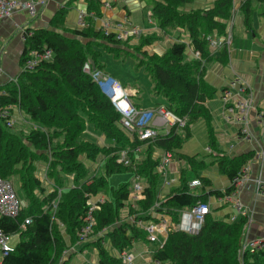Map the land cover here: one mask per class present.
<instances>
[{
    "label": "trees",
    "instance_id": "obj_1",
    "mask_svg": "<svg viewBox=\"0 0 264 264\" xmlns=\"http://www.w3.org/2000/svg\"><path fill=\"white\" fill-rule=\"evenodd\" d=\"M191 1L152 0L150 10L163 33L181 29L188 34V43L176 40L163 53H148L141 48L160 39L162 35L139 34L135 49L139 50V64L145 66L151 78L154 96L165 97L166 106L183 117L185 124L178 128L183 135L173 127L168 134L156 135L145 143L141 150L142 156L131 152L134 167L117 163V152L129 146L135 148L142 141L136 137L131 141L120 127V114L101 93L92 77L83 70V64L89 60L93 69H102L100 50L96 46L112 50L110 45H106L112 42L119 51L115 54L119 55L124 43L135 34L119 40L113 33L104 34L96 29L90 13L93 11L94 15H99V0H89L87 25L79 29L64 26V7L54 13L50 28L26 29L31 30V33L24 40L21 61L29 56L31 50L42 51L45 48L51 51L52 58L39 61L33 69L21 70L16 82H7L0 87L6 92L0 95V103L17 106L35 124L26 133H17L14 128L0 123V176L8 179L10 175H20L19 187L25 202L17 217L0 215V229L5 233H15L26 216L31 218L26 229L20 232L14 250L3 257L2 264H55L66 248L59 223L62 222L69 229L73 241L76 231L82 226L88 198L101 194L105 188L109 190V196L105 197L94 213V232L103 229V235H107L112 246L119 251L127 248L134 239H147L144 229L129 222L117 223L121 208L132 192L129 181L108 188L106 177L115 172L131 171L133 176L139 175L145 179L140 198L134 201L133 206L129 204L128 209L131 213H147L137 216L139 219H155L148 212L158 199L159 190L157 159L152 157L154 149L170 151L173 156L176 154L184 159L190 169L205 166L195 155L177 151L184 138L190 136V126L194 122L203 119L209 123L210 113L206 101L215 93V89L204 79L205 65L196 58L188 59L186 48L190 45L193 50L200 52L204 61L210 60L212 51L206 37L226 34L227 22L236 0H215L208 9L186 10L185 5ZM238 1L248 23L251 0ZM101 39L107 41L101 42ZM217 50L224 60L227 47L221 46ZM86 119L94 130L110 138L113 143L100 145L83 139L81 135L86 128ZM79 156H84L90 162H95L101 156L105 175H100L90 184H86L87 181L84 183L88 170ZM42 159L48 164L47 177L53 179L55 186L50 187L48 195L39 201L34 191H44V188L34 175L32 166L34 161ZM217 160L219 170L230 181L245 163L243 156L231 159L222 156ZM186 169L182 170L179 186L171 189L157 207L159 214L170 216L174 223L179 221L181 210L190 208L198 200L207 201L210 193H220L217 190L191 191ZM69 174L73 176L72 185L62 189L61 198L55 205L53 199L58 187L64 186ZM201 178L204 183L208 181L205 177ZM232 189L233 185H229L225 192ZM245 224L243 217L230 221L229 215L217 218L210 212L197 233L169 230L163 244H157L153 259L159 264H264L263 250H239ZM103 238L92 241L98 249V264H120L119 258L110 256L105 250Z\"/></svg>",
    "mask_w": 264,
    "mask_h": 264
},
{
    "label": "crops",
    "instance_id": "obj_2",
    "mask_svg": "<svg viewBox=\"0 0 264 264\" xmlns=\"http://www.w3.org/2000/svg\"><path fill=\"white\" fill-rule=\"evenodd\" d=\"M214 1L192 0L185 5V9H208L212 7ZM88 2L89 0H47L46 4L38 9L34 17H30L25 12L18 11L0 19V87L9 82L10 77L17 76L21 71V58L25 48L24 40L20 36L21 30L42 27L50 28L52 16L59 8L63 7L66 10L64 26L68 29H79L78 16L80 12L87 13ZM151 4L152 0H99L97 4L99 15H94L92 11L90 16L93 19L95 27L98 28L104 19H108L114 30L118 27L117 23H119L121 28L135 26L140 31H143H139L136 36L130 37L128 42L124 43L123 49H126L125 46H132L135 49L140 39L139 34L144 36L149 34L162 35L160 39L151 44L144 45L141 48L148 53H163L177 39L188 43L189 38L185 31L180 33L176 31L177 35L172 37L170 34L171 31L163 33L158 28L157 23L151 16ZM250 4L251 12L248 23L245 21V15L240 8V3L239 8L237 6L230 27L232 32L233 22L235 21L237 23V36L232 32L231 43L224 60L220 58L217 49H212L210 60L205 61L204 79L215 89V93L210 99L216 98L217 102L218 100L220 101V105L213 104V106H210V99L206 101V106L210 113L209 123L204 120L209 142L206 150L213 157L210 160H206L204 156L198 159L197 154H195L197 160L203 161L205 165L209 166L196 170L191 169L190 171H194L196 174L191 179L187 178L188 170L185 171L188 182L195 178L202 181L201 177H205L208 180L206 183L202 181L201 185L190 188L191 191H195L194 189L198 190L195 192H203V190L204 192H208L209 190L220 191L218 194H208L207 200L210 204L212 215L217 218L230 215L235 212V209L231 201L221 200L225 194V188L230 184V180L226 174L219 170L218 164L216 162L213 163V161H216L217 158L222 156L227 159L243 156L245 157V163L241 169L243 167L245 168L247 176L252 178L260 175L264 178V133L256 117L258 110L264 111V0H251ZM119 29L117 28L116 31ZM185 37H187V40ZM106 45L114 48L117 47L112 43ZM193 55V49L188 45L186 48V57L191 59L194 58ZM102 70L105 71L103 67ZM105 72L108 73L107 71ZM236 77H239L241 83L245 86L244 91L238 92V83L230 86L229 83H231L232 79H236ZM228 87H230L232 95L230 98L231 101L238 96L247 97L249 93L253 96L254 106L249 115L250 128L254 136L252 138L248 139L240 135L239 123L234 117L236 109L231 114L224 113V101L221 98V94ZM135 104L136 106H141L139 103ZM200 120L203 119H198V121ZM174 156L176 161L171 163L170 172L167 173L169 182L161 183L162 176H160V185L157 194L159 200L157 199L156 201H162L171 189L177 188L180 184L182 170L186 168L190 169L184 159L179 158L176 154ZM214 164V169L207 172L211 168V165ZM199 170H201L203 176L197 174ZM236 196L243 207H248L253 210L249 235L251 237L259 236L264 227V196L255 194L250 180L244 183L242 188L237 190ZM120 212V218L117 220L118 224L122 222L132 223L129 219L131 215L138 217L147 215L143 211L140 213H131L129 209L123 210V207ZM166 216L171 218L168 215ZM159 217L157 216L158 219ZM142 220L146 222L150 219ZM63 238L65 242H68L66 243L68 248L66 247L65 250L69 251L68 256L65 257L64 264H86L84 259L86 250L82 249V244L73 243L74 241H71L69 237L67 238V235ZM158 238L159 240H163L161 234L158 235ZM93 240L87 244L90 243L96 248V245L92 242ZM102 243L110 256L118 258L121 250L119 251L112 246L107 235H104ZM157 244L160 246L159 241L152 242L148 239L139 238L132 240V243L123 250H130L133 253L134 259L132 264H155L153 252L157 248ZM78 246H80V253H78L77 257H74L76 253L73 251H76ZM96 253V259L93 257L90 262L94 263L95 259V264H98L99 256L97 248Z\"/></svg>",
    "mask_w": 264,
    "mask_h": 264
},
{
    "label": "built area",
    "instance_id": "obj_3",
    "mask_svg": "<svg viewBox=\"0 0 264 264\" xmlns=\"http://www.w3.org/2000/svg\"><path fill=\"white\" fill-rule=\"evenodd\" d=\"M47 0H0V19L10 16L15 12L22 11L27 13L30 17H34L38 9L46 4ZM235 2V1H234ZM234 10V8H233ZM232 10V12H233ZM80 27L86 26V13L80 12L79 16ZM120 28L118 31L114 30L110 20L104 19L99 28L104 34L113 33L114 37L119 40H125L130 35L138 34L139 29L135 26H131L127 29L121 28V25L117 23ZM116 27V26H115ZM231 25H228L226 34L218 37L215 35H207L208 45L211 49H218L221 46H226L229 49V45L232 39ZM31 33V30H21L20 36L22 40H25L26 36ZM194 58L200 60L202 65L205 61L201 58L198 50H193ZM52 53L49 49H43L42 51L31 50L29 56L22 62L21 70L33 69L37 63L41 60H51ZM83 70L87 72L92 79L95 81L101 93H103L112 103L116 111L120 114L119 125L129 135L136 137L142 141V145L151 141L156 135L168 134L174 127L179 128L184 125L185 119L176 115L170 110L166 104H157L149 109L137 108L130 100L131 91L122 87V85L112 77L105 73L102 69H93L90 61L87 60L83 64ZM17 76L10 77L9 82H16ZM238 83V92L244 91L245 86L241 83L239 77L232 79L230 86ZM5 89H0V95H5ZM222 99L224 101V113L231 114L236 109L235 119L239 123V133L244 138H252L253 133L250 128L249 115L254 106L253 96L251 93L247 97H235L232 101L230 87L222 91ZM26 116L17 106L10 104L0 103V123L8 128H14L16 122V115ZM27 117V116H26ZM257 120L261 124L262 132L264 133V111L258 110L256 113ZM28 118V117H27ZM35 124L33 123L32 127ZM142 148L136 147L135 149L125 147L118 150L116 162L122 163L123 165H131L132 160L130 158L131 152L138 153ZM163 155L160 156L156 170L165 175V165L168 164L169 159L172 156L170 151L163 150ZM154 155V154H153ZM48 165V164H47ZM42 176H46V170L42 173ZM47 178V176H46ZM50 179L47 178V181ZM250 180L254 192L256 195L264 196V178L260 175L249 178L246 174V170L243 167L238 175H236L229 185H233V189L229 192H225L223 199L224 201H231L232 206L235 209L234 213L229 215L230 221H235L240 217L245 218L246 224L244 232L240 242V252L244 251H264V227L262 232L257 237H251L249 235L250 221L252 220L253 210L248 207H243L240 200L236 196L238 189L242 188L244 183ZM201 185V180L198 178L192 179L188 182L189 188H194ZM143 184L136 182L132 190V200L130 204L133 206L135 200L140 198ZM87 200V208L82 216V226L79 228L78 244H81L84 240L92 238L97 239L103 236V229L94 232L95 217L94 213L100 208L101 203L105 201V198L101 195L97 200ZM159 201L154 202L148 211L153 218L160 216L158 220H148L143 222L142 219L137 216L131 215L130 221L145 230L147 239L155 242L159 241L160 246L166 238L167 232L171 229L181 230L188 233H197L208 213L211 212L210 204L207 201L198 200L190 208H185L180 211L179 221L177 223L172 222L166 214H159L157 212ZM22 207L21 200L18 199L14 190L13 184L10 180L4 179L0 176V215L15 218L18 216L19 211ZM147 214V213H146ZM31 221L29 216H26L20 223L18 231L15 233H5L0 229V264H2L3 257L9 252L13 251L15 245L10 244L11 237L15 234L18 235L21 231L26 229V225ZM108 229V228H106ZM163 236V240H159L158 235ZM67 250L62 251V256L58 260V264H63L64 259L68 256ZM133 253L130 250H121L118 258L120 264H131L133 259ZM155 264H159L155 260Z\"/></svg>",
    "mask_w": 264,
    "mask_h": 264
},
{
    "label": "rangeland",
    "instance_id": "obj_4",
    "mask_svg": "<svg viewBox=\"0 0 264 264\" xmlns=\"http://www.w3.org/2000/svg\"><path fill=\"white\" fill-rule=\"evenodd\" d=\"M237 6L239 8V1H235L233 4L232 10H233V8H234V10L231 14V17L229 18V20L227 22V27H228V25H232L233 15L236 12ZM86 15H87V13H86ZM78 22H79V19H78ZM78 24L80 25V23H78ZM233 25L234 26H233L232 32L237 36L236 33L238 31V25L235 21L233 22ZM96 29H99L100 31H102L98 27H96ZM125 29L128 30V28H125ZM170 31H171L170 34L172 35V37L177 35L176 31H178V33L184 32L181 29H171ZM140 32H143V31H140ZM185 38L187 40V37H185ZM178 40L179 39H177V41ZM102 41H107V40L101 39V42ZM179 41H181V40H179ZM109 43H112V42H109ZM96 48H99V50H100V54H101L100 61H101V64L103 65V68L105 69V71L108 72L107 74H109V75L111 74L112 77L117 79V81H119V83L122 85L123 88L128 89L130 91L132 89L130 100L133 102V104L135 106H136L135 103L141 104L140 107L136 106L137 108L149 109L152 106L153 107L156 106L157 104H161V105L166 104V98L165 97H163L162 95L154 96L151 78H150L145 66L143 64H139V59H138L140 57L138 54L139 50L134 49L132 46H125L126 49H123L119 55H116L115 53H117L119 51L114 47H111V48H113V51L110 49L104 48L103 46H98V45L96 46ZM127 49H129V50H127ZM210 50H212V49L210 48ZM221 98H222V96H221ZM213 104L220 105V101L218 100V102H217L216 98L210 99V106H213ZM145 107H148V108H145ZM32 125H33V122L29 118L20 114V115H16V122H15L13 127H14V131L17 133H19L21 131L26 133L27 130L30 127H32ZM179 128H181V127H179ZM176 129L178 130V128H176ZM178 131L181 135H183L182 130H178ZM190 131H191L190 136L184 138L182 146L177 151L180 154H186V155L197 154L198 159H200L202 156H204V158L206 160H210L213 156L211 153L207 152V150H206V146L209 145V142H208V133L205 130L204 120H200V121L197 120L196 122H194L192 124V126L190 127ZM81 137L83 139L95 141L101 145H109V144L113 143V141L110 138H106L105 136H103L102 133L94 130L87 119H86V128H85L84 132L82 133ZM129 138L132 141L133 136L129 135ZM228 143H229V141H228ZM137 145L140 148H143V146H144V145H142V143L137 144ZM129 148L135 149L134 146H129ZM163 153L164 152L162 149H158V148L154 149V151L152 153V157L154 159H157V164H158V160H159L160 156H162ZM142 154H143V152L139 151L137 155L142 156ZM81 157H82L84 163H86V167L88 170L84 183H86V181H87L86 184H90L94 179H97L100 175H105L104 164L102 162L103 160L98 159L95 162H90L89 160L85 159L84 156H79V158H81ZM130 158H131V156H130ZM175 159H176L175 156L172 155L168 161V164L165 165V170H164L166 173L165 175H163L164 173H160V171L157 170V172L159 173V176H162L161 183L169 182V179L167 177V173L170 172V165L173 161H176ZM47 160L49 161L48 158H47ZM217 161L218 160L213 161V163L216 162V164H217ZM131 165L134 167L135 162H132ZM33 166H35V167H33ZM33 166H32L33 173H34V175H36L37 178H39L41 186L44 188V191L35 190L34 193H35V195H37L39 197V201L44 200V197L46 195H48V191L51 189L50 187H52V186L54 187L55 185H54L53 179H50L49 181H47V178H48V177L46 178L47 174H46V176H42V173L44 172V170H46V173L48 172V169H47L48 165H47L45 160L42 159V160L34 161ZM207 166H209V165H205L204 167L206 168ZM214 167H215V164L211 165V168L209 170H207V172L212 171L214 169ZM186 170H188L187 171V178L188 179H191V178L196 176L194 171H190L191 169H186ZM197 174L203 176L201 170L197 171ZM72 177L73 176L71 174H69V176H67L68 180L64 184V186L62 185V187H60V186L58 187L55 198L53 199L55 205L59 202V199L61 198V194L63 193L62 189L64 187L66 188V187L72 185V180H71ZM8 179L12 182L14 190L16 192V195H17L18 199L21 200L22 205L25 204L24 198H23V192L19 187L20 175H17V174L10 175L8 177ZM106 181H107L108 188L111 186L116 187L121 182L129 181V183H130L129 186L131 188V191L133 190L134 184L136 182H139L142 184L146 183L145 179H143L142 177H139V175L133 176V173L131 171L112 173L106 177ZM158 185H160V178L158 180ZM194 190L198 191L197 189H194ZM101 195L104 198L106 196H109V190L107 188H105L103 191H101V194L98 193L95 195H91L89 197L90 198L89 200L90 201L97 200ZM130 200H132V192L130 193V196L127 199L126 203H124L123 210H126L129 208L128 207L129 205H127V204H130V202H129ZM150 216H152V215L150 214ZM150 220H158V218L155 217V219H150ZM59 229H60V232L63 233L62 235H64V236L67 235V238L68 237L70 238V235H72V233L69 231V229L62 222L59 223ZM78 231H79V229L76 231V237L73 240L74 241L73 243H78V234H79ZM98 231H101V230H97V231H95V233H97ZM18 240H19V237L17 234H15L11 237L10 244L12 246H14L18 242ZM70 240H71V238H70ZM91 240H93V239L89 238V239L84 240L81 243L83 246L82 249L86 250V253L84 255V259H85L86 264L92 263L90 261H92L91 259L93 257H95V259H96L97 253H96L95 246L90 244V243L87 244ZM66 243H68V242H66ZM66 247L68 248V246H66ZM79 250H80V246H78L76 251H73L76 253V255H74V257H77L78 253H80ZM95 259H94V263H92V264H95ZM133 259H134V256H133ZM133 259H132V262H133ZM58 260H57V262H58Z\"/></svg>",
    "mask_w": 264,
    "mask_h": 264
},
{
    "label": "bare ground",
    "instance_id": "obj_5",
    "mask_svg": "<svg viewBox=\"0 0 264 264\" xmlns=\"http://www.w3.org/2000/svg\"><path fill=\"white\" fill-rule=\"evenodd\" d=\"M23 111V110H22Z\"/></svg>",
    "mask_w": 264,
    "mask_h": 264
}]
</instances>
